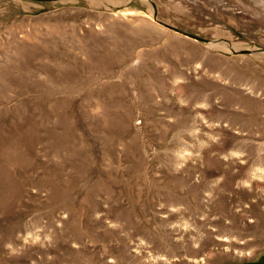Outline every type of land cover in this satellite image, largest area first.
Instances as JSON below:
<instances>
[{
    "label": "rangeland",
    "instance_id": "374dc122",
    "mask_svg": "<svg viewBox=\"0 0 264 264\" xmlns=\"http://www.w3.org/2000/svg\"><path fill=\"white\" fill-rule=\"evenodd\" d=\"M263 220L264 0H0V264H264Z\"/></svg>",
    "mask_w": 264,
    "mask_h": 264
},
{
    "label": "bare ground",
    "instance_id": "6f19581e",
    "mask_svg": "<svg viewBox=\"0 0 264 264\" xmlns=\"http://www.w3.org/2000/svg\"><path fill=\"white\" fill-rule=\"evenodd\" d=\"M263 222H264V220H263ZM217 237H218L217 238L218 240L222 241L221 243L223 244V246L225 248V251H226L225 254L226 255H230L231 252H234V251H236V253H239V254H245L246 251L252 250V248L257 245V241H253V242L248 243L247 239H245L243 236L236 235V234L234 235L233 238H229V235L227 233H225V234L222 233L221 235H219ZM261 237L262 236L260 235L259 237L256 238V240L260 241L262 239ZM189 250H190L191 254H195L194 257L192 258V261L195 264H198L197 263L198 262L197 256H196V254L199 251L198 247L197 248L193 247V248H190ZM188 257L189 256H187V258ZM200 260H203V257H201ZM168 264H169V262H168ZM183 264H189V263H186L184 261Z\"/></svg>",
    "mask_w": 264,
    "mask_h": 264
},
{
    "label": "water",
    "instance_id": "95a60500",
    "mask_svg": "<svg viewBox=\"0 0 264 264\" xmlns=\"http://www.w3.org/2000/svg\"><path fill=\"white\" fill-rule=\"evenodd\" d=\"M194 38H197V39H201V38H199V37H197V36H193Z\"/></svg>",
    "mask_w": 264,
    "mask_h": 264
}]
</instances>
